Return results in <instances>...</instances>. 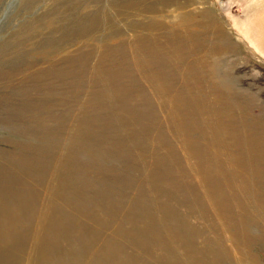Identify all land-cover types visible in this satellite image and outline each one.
I'll return each mask as SVG.
<instances>
[{
	"label": "rangeland",
	"instance_id": "1",
	"mask_svg": "<svg viewBox=\"0 0 264 264\" xmlns=\"http://www.w3.org/2000/svg\"><path fill=\"white\" fill-rule=\"evenodd\" d=\"M259 3L0 0V246L264 264Z\"/></svg>",
	"mask_w": 264,
	"mask_h": 264
},
{
	"label": "bare ground",
	"instance_id": "2",
	"mask_svg": "<svg viewBox=\"0 0 264 264\" xmlns=\"http://www.w3.org/2000/svg\"><path fill=\"white\" fill-rule=\"evenodd\" d=\"M12 3V2H11ZM258 5H261L260 9L257 11L256 13V19H254L255 22H258V21H261L262 18L264 17V5L262 4H258ZM207 32V31H206ZM209 32V31H208ZM24 34V35H23ZM23 34H21L19 37L20 39H17L19 40L18 42H27L25 41L27 38H28V35L25 37V33L23 32ZM16 40V41H17ZM14 43V42H13ZM6 45V44H5ZM5 49V47L3 46L1 49H0V52L3 53V50ZM6 54V53H5ZM4 53L2 55H5ZM1 55V56H2ZM4 58V57H3ZM12 68V66H11ZM8 74L10 75L11 74V70L8 69L6 70L5 72L0 69V74L2 75V77H0V80H3L4 78V75L5 74ZM154 77V76H153ZM6 80V79H5ZM4 80V81H5ZM143 81V80H142ZM192 83V82H191ZM151 84V83H150ZM193 84V83H192ZM151 89V88H150ZM11 95V94H10ZM5 97H8L10 98V96H5ZM185 135V134H184ZM224 142V141H223ZM185 144V143H184ZM227 148V147H226ZM187 149V148H186ZM190 150V149H189ZM227 152V151H226ZM189 153V152H188ZM185 155V154H184ZM187 156V154H186ZM228 157V156H227ZM186 159V158H185ZM189 160V159H188ZM193 161V160H192ZM184 164V163H183ZM188 165V164H187ZM258 165V164H257ZM191 166V165H190ZM196 166V165H194ZM243 166V165H242ZM193 169V168H192ZM244 169V168H243ZM165 183V182H164ZM166 185V184H165ZM162 186V185H161ZM249 186V185H248ZM168 187V186H167ZM233 192V191H232ZM205 194H208L207 193V189H205L204 191ZM210 199V198H208ZM168 200V199H167ZM212 201V199H211ZM4 202V201H3ZM232 202V201H231ZM217 204V203H216ZM169 207V206H168ZM172 215V214H171ZM148 216V215H147ZM177 218V217H176ZM140 219V218H139ZM205 224V223H204ZM11 225V224H10ZM182 226V225H181ZM39 235V234H38ZM150 236V235H149ZM155 239V238H154ZM125 249V248H124ZM130 249V248H129ZM173 249V248H172ZM117 252V251H116ZM20 253H18L16 250H14L13 248H3L0 246V264H25L20 262V258H19V255ZM27 258H28V264H58L59 262V255H46V252L45 251H42L41 249H39L38 251H31V254L28 253L27 254ZM32 256L36 257V258H31ZM77 256L79 258H84V253L83 252H78ZM31 258V259H30ZM216 258V257H215ZM9 259L11 261H9ZM169 260V259H168ZM171 260V259H170ZM90 258L88 257L86 259V264H90ZM214 263V262H213ZM169 264V262H168ZM205 264V262H204Z\"/></svg>",
	"mask_w": 264,
	"mask_h": 264
}]
</instances>
